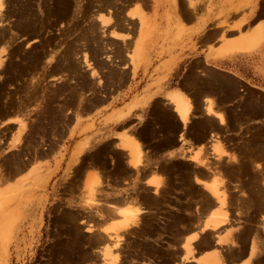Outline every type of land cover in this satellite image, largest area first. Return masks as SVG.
<instances>
[{
  "label": "rangeland",
  "instance_id": "rangeland-1",
  "mask_svg": "<svg viewBox=\"0 0 264 264\" xmlns=\"http://www.w3.org/2000/svg\"><path fill=\"white\" fill-rule=\"evenodd\" d=\"M101 1L3 0V17H1L2 15H0V19L3 18L4 20H2V24H0V48L2 50V54L0 53V55H3L2 58L4 63L3 66L0 67V74L2 73L0 76V164L2 165H0V173L2 172V174L0 175V177L3 174H7L10 172L15 175L17 174L16 176L18 177L9 180L8 182L0 181V190L11 187L10 189L12 190V192H16V189L20 186L15 185V180L24 178V187L32 190L37 189L36 196L41 197L44 200L43 207L38 212L40 218L39 220L37 219L36 222L30 219H14L15 223L12 226L13 230H16V232L11 240L12 245L10 244V254L5 264H105V262L102 261L101 257H99L100 254L98 253V249L92 248V245H90V243L88 242L90 233L88 232L87 226H84L81 222V218H83V216L92 214L91 212H88L81 208L82 206H87L86 195H89V191L87 190L88 186L85 187V184L82 185L83 183H81L80 179L83 178V181L84 179L88 180V174V184L93 187V190L91 192L93 193V195L94 193H96V197L98 194H100L101 198H103L100 199L101 202L110 200H105V196L110 197V195H113L115 193H129L130 190L134 188L133 186L135 185V181L141 180V186L140 188H138L140 194L137 195L141 198L140 203L143 204L146 202V205L143 204V206L146 207V212L141 218L143 223L140 220L139 226L135 227V230L134 228L130 229L127 233V243L125 244L126 249L123 250L124 252L122 251V257L120 256V264H181L180 255L183 249L179 244H181L182 241V239L180 238H183L182 233H184L185 227H196L192 225L197 224L195 223V221H198V217H196L198 215H195V213L197 212L196 214H198L199 212L198 208L200 205L198 202L201 203V197L204 198L202 199V208H205L208 204L207 202L210 200V197L206 194L207 192H205L204 189H202L201 194L200 191L195 187L202 186V182H198V180L194 179L193 177L194 175H197L196 170L200 169H197L194 166V158L196 159V156L197 158L207 156L210 159H216L218 155L222 156V151H224L225 149L228 153L230 151H234L235 154H233V152H230L229 155L233 154L235 159H237L238 161L237 163L231 164L226 160H222L223 162H219V166L216 167V169L219 171H217V175L218 173L220 175L221 172H224L223 175L219 176V178L221 177L220 179L225 186L226 192L228 190L227 193L229 210L232 216L237 219L233 221L235 222L234 224L242 226V233L238 236V238L234 235L236 237V240L234 239V242L237 243H234L233 246L240 245L239 238L242 239L245 243L250 236L252 232L251 230L254 226V222L259 215L258 211L263 208L262 205L264 206V90L243 84L233 76L224 73L221 74L220 72L213 69H207V71L204 72L206 73L207 78L205 81H202V89H210L208 91H212V97L215 98L214 101H216V104L218 102L223 106V108H217L221 110L220 113L225 115L224 118H226L225 120L227 123V127H217V120L210 121V119L208 118L205 119V110L202 108V111H199L196 107L195 112H193L196 117H194L191 122L192 131H195L196 133L210 134L209 131H212V128L215 127L216 131L213 133L216 134L217 139L215 138L216 140L214 141L209 138L210 141L207 142L210 143V145L204 143L203 146L196 148L190 145L186 146V148H184V153L180 155V157L182 158L180 160H162L149 162L154 165L156 164V167L153 168L155 170L154 174H156L157 176L156 179L158 178L160 179L161 183H165V186L161 188V194L163 196L161 194H154L152 191H150L151 189L147 190L145 187L143 188L142 185H147L145 184V182L149 183L153 178V180H155V176L153 177L152 173V176L150 175L148 178H153L149 181V179L144 178V171L139 170L140 172H137L131 167L127 168L128 165L125 166V152L117 148V146H113V143L116 144L115 142L118 141V138L117 141H115L116 138L111 137V135L114 133V136H117L115 134H118V132H116L115 129L119 130L121 129V127L124 128L126 126V124L124 126L117 125L116 127H114V129H112L114 126L113 123H118L124 120L127 114V112L124 111L118 112L119 110L116 109V106L121 103V99L116 95H118L121 87L124 86L125 80L127 78V71H125L123 68H120V65L128 63V59L131 58L132 40L138 26L137 18L140 26L147 23L143 20L142 15L144 10L148 9L150 0ZM108 2H110L109 4L111 5L107 4ZM188 2L194 9H197L200 2H202V4L204 3L203 0H188ZM103 3H105L106 5ZM181 5H183L181 0H178L175 3L176 12H179L181 10ZM262 5L264 6V1ZM95 6H97V8H92ZM117 7L119 8L116 9ZM101 8H103V10ZM96 10L104 12L106 14L107 10H109L108 13H110L112 17L114 15L113 18L115 19V22H118V20L121 19L118 22V30H122V32L125 31L124 33H127V35L125 34L124 36L127 38H125V40H122L120 37L118 39L108 37L106 35L107 31L103 32V35L101 34L102 36L100 37V34L98 33H102V29L97 27L100 22L97 20V16L92 14L93 12H95V14L96 12L98 13V11ZM138 12L142 13H139V15L137 16ZM88 13L91 14V18L95 16L96 19L93 18L94 20H92L89 17L90 14L88 15ZM86 14L88 17L86 16ZM85 16L90 19H87ZM90 20L94 22L93 23L91 21V23L95 25H93L94 27L91 23H88L90 22ZM125 21H128L127 23H129V26L131 27H129L128 24L126 25ZM102 26L104 27L103 29H105L107 27V24L104 25L102 23ZM120 26L122 27L119 29ZM89 27L92 28L88 29ZM56 30L57 32H55ZM251 31L253 32L250 34ZM35 32L38 34H36ZM90 32L93 36H91ZM93 32L95 33V35ZM247 33L242 34V31L240 30L239 40L234 44L230 42L226 44V46L222 50V54H226L231 50L250 52L258 49L264 42V24L258 23L250 29L248 34ZM15 37H18L20 40L18 38L16 39ZM52 37L55 39H53ZM33 38L35 41L33 40ZM61 38L63 39L61 40ZM103 38L105 40H103ZM129 39L130 41H128ZM28 40L34 42L28 45ZM77 41L79 44L77 43ZM226 41L227 40L224 39V42ZM105 44H108V47ZM91 45L92 47H90ZM24 46H26L27 48ZM101 49L104 51H102ZM81 50L83 53H86V56L89 55L87 56V58H90L92 60V66L94 65L99 75L90 74L89 71L91 72V70L88 69V67L83 66L84 61L82 60V56H84L85 53L83 54ZM58 51L60 52L58 53ZM114 51L117 55L114 54ZM77 52L80 53L78 54L79 56L76 54ZM109 52H111L112 54H110ZM106 54L112 55L111 59H113L110 61L109 57H105ZM63 55L65 57H63ZM75 55L78 56V60H76L77 58ZM56 58L58 61L56 60ZM70 58L72 61H70ZM73 58H76V61H74ZM125 58L127 59V61ZM107 60H109L110 63ZM129 61L131 63V59H129ZM82 66L84 70L81 69ZM105 67L106 69H104ZM62 69L66 73L61 75L60 73H63ZM74 70L76 73L74 72ZM54 71L56 74L59 71L58 75H56ZM120 72H122V75ZM191 72L193 73L194 70ZM48 73L49 75L53 74L55 76H48ZM86 73L91 75V77H88V74L86 75ZM59 74L61 78L58 77ZM74 74L77 75L74 76ZM100 74H102L105 78ZM117 74L118 76H116ZM22 75L24 76L25 80L23 79ZM63 75H67V78ZM96 75L101 77H97ZM49 77L51 79H49ZM69 78L73 81H68ZM111 78L113 81L111 80ZM98 79L100 80V83L98 82ZM90 81L92 84L90 83ZM43 82L45 83L43 84ZM70 86L72 88H68ZM43 87L45 89H42ZM248 92H250L252 95ZM6 93H8V96H6ZM74 93L77 95H75ZM239 94H241L242 96ZM43 95H45L46 97H43ZM59 95H61V97ZM238 95L240 96V98ZM41 96L43 97V100ZM188 98L189 97H187V100L190 99ZM176 99L180 100L181 98L178 97ZM30 101H34L35 103H31ZM81 101L83 102L81 103ZM56 102H58V105ZM173 102L175 103V101ZM41 103L42 107L40 106ZM161 104L162 103L159 101H156L154 103V110L156 111V113L153 114V118L155 123H157V129L159 128L158 125L161 124V127L159 129L161 132H164V129L173 131L175 129V123L180 120L176 112L173 111L174 109L171 110L172 105L163 106ZM61 105H65L64 108H62ZM79 107L82 109H79ZM25 108L27 109V111L25 110ZM25 111L27 114L24 113ZM28 111L30 112L28 113ZM73 111H76L75 113H77V115L73 114ZM109 111H112V113L115 114H109ZM56 112H58V114ZM23 114L26 115L23 116ZM24 117H26L24 119L25 124H28L30 127L27 128V125V127L21 130V132L19 133V130L21 128L19 120H23ZM29 117H31L32 119H28ZM64 117L67 118L66 120L68 121H65ZM14 118L17 120L15 121ZM18 133L20 135L19 138L17 137ZM50 134L52 136L54 135L56 138L50 136ZM38 135H40L41 137L39 136V138ZM58 137L61 139L59 140ZM42 139L43 141H41ZM187 139L182 140L186 142ZM38 140H40V142ZM216 141L218 142L216 143ZM81 144L85 146V151L82 153V155H80V162L83 163L81 165L87 166L88 171H86V176H84L86 178L81 177V174H79L78 177L75 168L73 169L76 162L73 161L71 157L74 151L76 152L77 147ZM216 144H218L220 147H215ZM16 145L19 146H17V149ZM93 147L94 149H91ZM218 150L221 151L219 152ZM49 151L52 152L49 153ZM225 151L223 154V159H229V157L225 158V155L227 156V152ZM29 154H31V156ZM111 157L113 158L111 159ZM110 160L111 162H113L111 163ZM17 165L20 167L22 166V169L24 170L20 169V171L17 172L16 170L17 168H19ZM24 165H26L27 168ZM254 169L255 171H253ZM184 173H186L187 175ZM189 173L191 174V176ZM161 178L163 179V181ZM143 182L144 184H142ZM237 187L239 188V190H237ZM240 191L243 193H241ZM239 192L242 195H240ZM204 195L207 196L205 197ZM143 199L145 200V202ZM236 203L238 204V206H236ZM241 206H243L244 208ZM240 207L242 208V210ZM86 218H91L90 220L92 221H94L95 219L94 216L90 217V215L85 217V219ZM143 219H145V221ZM240 219L245 220V222ZM238 220L239 223H236L238 222ZM140 231L143 233H141ZM178 235L179 237H177ZM206 235L207 236L202 239L203 241H205L207 238H212L211 233L210 235ZM14 238L16 239V241ZM147 239L150 241H148ZM258 239L259 238H257V241L260 242ZM177 240L180 241V243ZM262 243L263 244L261 247H263V249L261 250L260 257L255 260L254 264H264V238ZM123 258L126 262L123 260ZM194 260L196 261V259ZM183 263L185 264V262H182V264Z\"/></svg>",
  "mask_w": 264,
  "mask_h": 264
},
{
  "label": "bare ground",
  "instance_id": "bare-ground-1",
  "mask_svg": "<svg viewBox=\"0 0 264 264\" xmlns=\"http://www.w3.org/2000/svg\"><path fill=\"white\" fill-rule=\"evenodd\" d=\"M51 1V0H50ZM101 1V0H100ZM105 1V0H104ZM102 2V1H101ZM51 3V2H50ZM88 3V2H87ZM98 3H99V1H98ZM110 2H108L107 4H109ZM114 3V2H113ZM7 4V3H6ZM96 4V3H95ZM103 4H105V3H103ZM139 4V3H138ZM106 5V4H105ZM109 5H111V4H109ZM124 5V4H123ZM20 6V5H19ZM49 6V5H48ZM93 6V5H92ZM115 6V5H114ZM4 7H5V4H4ZM7 7V6H6ZM31 7V6H30ZM33 7V6H32ZM84 7V6H83ZM43 8V7H42ZM92 8H97V6H95V7H92ZM110 8V7H109ZM119 7H117L116 9H118ZM122 8V7H121ZM3 0H0V15H2V12H3ZM6 9V8H5ZM16 9V8H15ZM102 10H103V8H101ZM26 10V9H25ZM36 10V9H35ZM44 10V9H43ZM46 10V9H45ZM85 10V9H84ZM95 10V9H94ZM100 10V9H99ZM121 10V9H120ZM88 11H89V9H88ZM96 11H98V10H96ZM101 11V10H100ZM100 11H98V13L96 12V14H95V12H93L92 14H94L95 16H97V20L100 22V24L97 26L98 28H101L102 30H101V32L102 33H98V34H100V37L103 35V32H106L107 31V36L108 37H112V38H115V39H118L119 37L122 39V40H125V38H127V37H125L124 35L126 34L127 35V33H124L125 31H123L122 32V30L120 31V30H118V22H119V20H121V19H119L118 20V22H115V19L113 18L114 17V15H113V17H112V15L110 14V13H108V11L109 10H107V14L106 13H104V12H100ZM25 12V11H24ZM50 12V11H49ZM58 12V11H57ZM121 12V11H120ZM51 13V12H50ZM91 13V12H90ZM90 13H88V15L90 14ZM4 14V13H3ZM6 14H7V12H6ZM33 15V14H32ZM121 15V14H120ZM86 16H87V14H86ZM85 16V17H86ZM95 16L93 17L94 19H96L95 18ZM124 16V15H123ZM122 16V17H123ZM1 17H3V15L1 16ZM6 17V16H5ZM9 17V16H8ZM12 17H14V16H12ZM47 17V16H46ZM49 17V16H48ZM55 17V16H54ZM88 17V16H87ZM86 17V18H87ZM90 18H91V14H90V16H89ZM116 17H118V16H116ZM115 17V18H116ZM120 17V16H119ZM121 17V18H122ZM53 18V17H52ZM85 18V19H86ZM90 18H87V19H90ZM93 18H91L92 20H94ZM3 20V18H1L0 19V22ZM60 20H62V19H60ZM92 20H90V22H88V23H91V21ZM117 20V19H116ZM4 21V20H3ZM89 21V20H88ZM96 21V20H95ZM98 21H97V23H98ZM123 21H124V19H123ZM132 21V20H131ZM35 22H37V21H35ZM93 22V21H92ZM126 22V21H125ZM128 22V21H127ZM126 22V25L128 24V26H129V23H127ZM38 23H39V21H38ZM60 23H61V21H60ZM94 23V22H93ZM102 23L105 25V24H107V27L105 28V29H103L104 27L102 26ZM122 23H124V22H122ZM131 23V22H130ZM0 24H2V22L0 23ZM14 24V23H13ZM31 24V23H30ZM59 24V23H58ZM57 24V25H58ZM92 24V23H91ZM21 25V24H20ZM61 25V24H60ZM94 24H92V26H93ZM97 25V24H96ZM120 25V24H119ZM125 25V24H124ZM125 25V26H126ZM89 26H90V24H89ZM95 26V25H94ZM93 26V27H94ZM56 27V26H55ZM122 26H120L119 27V29L121 28ZM129 27H131V26H129ZM141 27V29H142V37H140V39H139V41H138V48H133V50L131 49V58H129V59H131V64H133V67H135V65L134 64H136V62L139 60V59H142V56H144V54H145V52L147 51V48L150 46L149 44H148V40H149V38H151V36L148 38V32L147 31H149V22H147V23H145V24H143V25H141L140 26ZM0 28H1V25H0ZM5 28H7V27H5ZM10 28H12V27H10ZM53 28V27H52ZM90 28H92V27H89L88 29H90ZM124 28H126V27H124ZM30 29V28H29ZM56 29V28H55ZM49 30V29H48ZM85 30V29H84ZM124 30V29H123ZM125 30H127V29H125ZM129 30V29H128ZM151 30V29H150ZM3 31V30H2ZM6 31H7V29H6ZM9 31V30H8ZM15 31V30H14ZM46 31V30H45ZM44 31V32H45ZM60 31V30H59ZM91 31V30H90ZM96 31V30H95ZM98 31V30H97ZM55 32H57V30L55 31ZM127 32V31H126ZM15 33V32H14ZM36 33V32H35ZM46 33V32H45ZM49 33V32H48ZM94 33V32H93ZM36 34H38V33H36ZM44 34V33H43ZM61 34V33H60ZM85 34V33H84ZM90 34H91V36H93L92 35V33L90 32ZM102 34V35H101ZM18 35H21V34H18ZM27 35V34H26ZM35 35V34H34ZM55 35V34H54ZM94 35H95V33H94ZM2 36H3V34H2ZM29 36V35H28ZM36 36V35H35ZM88 36H89V34H88ZM98 36V35H97ZM7 37V36H6ZM21 37H23V36H21ZM27 37V36H26ZM30 37V36H29ZM39 37H40V35H39ZM55 37H57V36H55ZM117 37V38H116ZM3 38V37H2ZM16 38V37H15ZM14 38V39H15ZM18 38V37H17ZM16 38V39H17ZM23 38H25V37H23ZM53 38V37H52ZM58 38H59V36H58ZM80 38V37H79ZM19 39V38H18ZM53 39H55V38H53ZM53 39H52V41H53ZM63 38H61V40H62ZM70 39V38H69ZM20 40V39H19ZM32 40V39H31ZM29 41L28 40V43L27 42H25V43H27L28 45H30L31 43H33L35 40H34V38H33V40L34 41ZM37 40V39H36ZM60 40V41H61ZM93 40H95V39H93ZM103 40H105L104 38H103ZM120 40V39H119ZM147 40V41H146ZM25 41H27V40H25ZM38 41V40H37ZM68 41V40H67ZM128 41H130V39L128 40ZM45 42V41H44ZM57 42V41H56ZM75 42V41H74ZM93 42V41H92ZM115 42V41H114ZM113 42V43H114ZM125 42V41H124ZM147 42V43H146ZM24 43V44H25ZM68 43H70V42H68ZM67 43V44H68ZM77 43H78V41H77ZM76 43V44H77ZM81 43V42H80ZM4 44V43H3ZM27 44H26V46H27ZM54 44V43H53ZM73 44V43H72ZM79 44V43H78ZM104 44V43H103ZM130 44V43H129ZM147 44V45H146ZM20 45V44H19ZM98 45V44H97ZM101 45V44H100ZM107 47H108V44H105ZM104 45V46H105ZM115 45V44H114ZM120 45V44H119ZM3 46V45H2ZM6 46V45H5ZM12 46V45H11ZM26 46H24V47H26ZM78 46V45H77ZM83 46V45H82ZM81 46V47H82ZM95 46V45H94ZM102 46V45H101ZM100 46V47H101ZM4 47V46H3ZM10 47V46H9ZM84 47V46H83ZM90 47H92V45L90 46ZM27 48V47H26ZM29 48V47H28ZM41 48V47H40ZM46 48V47H45ZM64 48V47H63ZM67 48V47H66ZM75 48H76V46H75ZM105 48V47H104ZM111 48V47H110ZM124 48H126V47H124ZM123 48V49H124ZM35 49H37V48H35ZM78 49V48H77ZM22 50H23V48H22ZM22 50H20V51H22ZM44 50V49H43ZM86 50V49H85ZM89 50H91V49H89ZM102 50V49H101ZM107 50V49H106ZM130 50V49H129ZM64 51V50H63ZM62 51V52H63ZM72 51H73V49H72ZM84 51V50H83ZM93 51V50H92ZM102 51H104V50H102ZM108 51V50H107ZM119 51H121V50H119ZM2 52V50H1V48H0V53ZM60 51H58V53H59ZM62 52H61V54H62ZM66 52H67V50H66ZM79 52V51H78ZM76 53L77 55L78 54H80V53ZM81 52H82V50H81ZM87 52V51H86ZM89 52V51H88ZM117 52V51H116ZM7 53V52H6ZM43 53V52H42ZM69 53V52H68ZM75 53V52H74ZM83 53V52H82ZM85 53V52H84ZM83 53V54H84ZM108 53V52H107ZM110 54H112L111 52H109ZM121 53H123V52H121ZM121 53H118V54H121ZM2 54V53H1ZM21 54H23V53H21ZM29 54V53H28ZM93 54V53H92ZM102 54V53H101ZM105 54V53H104ZM110 54H106L105 55V57L107 56V57H109V60L111 61L112 59H111V56L112 55H110ZM114 54H116L115 53V51H114ZM30 55V54H29ZM42 55V54H41ZM117 55V54H116ZM115 55V56H116ZM3 56V55H2ZM2 56L0 55V67L1 66H3V58H2ZM61 56V55H60ZM73 56H74V54H73ZM76 56V55H75ZM79 56V55H78ZM78 56H76V58H73L74 59V61H76V60H78ZM87 56H89V55H87ZM87 56H86V53L84 54V56H82L83 57V61H84V63H83V66H86V67H88V69H90L91 70V72L89 71V73L90 74H93V75H95V74H97V75H99L98 74V72H97V70H96V68L94 67V65L92 66V60L89 58H87ZM94 56H97V55H94ZM100 56V55H99ZM115 56H113V57H115ZM63 57H65L64 55H63ZM80 57H81V55H80ZM92 57V56H91ZM18 58V57H17ZM39 58V57H38ZM58 58V57H57ZM57 58H56V60H57ZM62 58V57H61ZM118 58V57H117ZM29 59H30V57H29ZM68 59V58H67ZM76 59V60H75ZM107 59V58H106ZM126 59V58H125ZM13 60H15V59H13ZM63 60V59H62ZM109 60H107L109 63H110V61ZM116 60V59H115ZM123 60V59H122ZM137 60V61H136ZM23 61V60H22ZM58 61V60H57ZM65 61V60H64ZM68 61V60H67ZM70 61H72L71 60V58H70ZM121 61V60H120ZM126 61H127V59H126ZM12 62V61H11ZM115 62V61H114ZM119 62V61H118ZM22 63V62H21ZM36 63V62H35ZM75 63H77V62H75ZM86 63V64H85ZM108 63V64H109ZM124 63V62H123ZM23 64V63H22ZM62 64V63H61ZM74 64V63H73ZM115 64V63H114ZM129 64V63H128ZM36 65V64H35ZM51 65V64H50ZM67 65H68V63H67ZM66 65V66H67ZM70 65V64H69ZM80 65V64H79ZM96 65V64H95ZM107 65V64H106ZM111 65V64H110ZM117 65V64H116ZM62 66V65H61ZM60 66V67H61ZM76 66V65H75ZM78 66V65H77ZM83 66L81 67V69H83ZM112 66V65H111ZM33 67V66H32ZM55 67V66H54ZM57 67V66H56ZM72 67H73V65H72ZM80 67V66H79ZM28 68V67H27ZM70 68V67H69ZM103 68V67H102ZM117 68V67H116ZM115 68V69H116ZM120 68H122V66H120ZM123 68H124V66H123ZM127 68H128V66H127ZM126 68V70H128ZM196 68V67H195ZM64 69V68H63ZM63 69H62V72L63 73H60L61 75L62 74H64V73H66V72H64L63 71ZM73 69V68H72ZM80 69V70H81ZM104 69H106V67L104 68ZM103 69V70H104ZM197 69H199V71H200V68H197ZM205 69H206V67H205ZM255 69V68H254ZM27 70V69H26ZM51 70V69H50ZM65 70V69H64ZM84 70V69H83ZM82 70V71H83ZM86 70V69H85ZM107 70H108V68H107ZM121 70V69H120ZM125 70V71H126ZM193 70H194V68H193ZM192 70V71H193ZM196 70V69H195ZM194 70V71H195ZM46 72V71H45ZM74 72H75V70H74ZM129 72V71H128ZM128 72H126V73H128ZM198 72V71H197ZM54 73H55V71H54ZM58 73H59V71H58ZM58 73L56 74V75H58ZM76 73V72H75ZM102 73V72H101ZM117 73V72H116ZM121 73V75H122V72H120ZM124 73V72H123ZM200 73V72H199ZM2 74V73H1ZM1 74H0V76H1ZM50 74H52V73H50ZM60 74H59V78H61L60 77ZM79 74V73H78ZM88 73H86V75H87ZM111 74V73H110ZM125 74V73H124ZM202 74V73H201ZM5 75V74H4ZM47 75V74H46ZM53 75V74H52ZM52 75H49V73H48V76H52ZM70 75V74H69ZM73 75V74H72ZM77 74H74V76H76ZM96 75V76H97ZM100 75H102V74H100ZM105 75V74H104ZM120 75V74H119ZM127 75V74H126ZM129 75V74H128ZM20 76V75H19ZM23 76V75H22ZM55 75H53V77H54ZM63 76H66V78H67V75H63ZM62 76V77H63ZM88 77L90 76L91 77V75H87ZM103 76V75H102ZM107 76V75H106ZM116 76H118V74L116 75ZM29 77V76H28ZM57 77V78H58ZM71 77V76H70ZM82 77V76H81ZM97 77H101V76H97ZM96 77V78H97ZM104 77V76H103ZM56 78V77H55ZM58 78V79H59ZM105 78V77H104ZM112 78H114V77H112ZM112 78H111V80H112ZM123 78V77H122ZM23 79H24V76H23ZM46 79H48V78H46ZM49 79H51L50 77H49ZM53 79V78H52ZM92 79H94V78H92ZM91 79V80H92ZM108 79H110V78H108ZM116 79V78H115ZM120 79V78H119ZM124 79V78H123ZM25 80V79H24ZM57 80V79H56ZM55 80V81H56ZM60 80V79H59ZM59 80H58V82H59ZM62 80H63V78H62ZM66 80V79H65ZM99 80V79H98ZM97 80V81H98ZM104 80V79H103ZM38 81V80H37ZM45 81V80H44ZM52 81V80H51ZM51 81H50V83H51ZM68 81H73V80H70V78L68 79ZM102 81V80H101ZM109 81V80H108ZM113 81V80H112ZM117 81V80H116ZM124 81V80H123ZM127 81V80H126ZM25 82V81H24ZM47 82V81H46ZM66 82V81H65ZM69 82V83H70ZM89 82V81H88ZM93 82V81H92ZM99 83H100V80L98 81ZM106 82V81H105ZM110 82V81H109ZM109 82H108V84H109ZM118 82V81H117ZM185 82V81H184ZM45 82H43V84H44ZM49 83V82H48ZM48 83H47V85H48ZM68 83V82H67ZM75 83V82H74ZM84 83V82H83ZM90 83H91V81H90ZM103 83V82H102ZM9 84V83H8ZM88 84V83H87ZM92 84V83H91ZM95 84V83H94ZM107 84V83H106ZM113 84H115V83H113ZM119 84V83H118ZM189 84V83H188ZM41 85V84H40ZM46 85V86H47ZM51 85H54V84H51ZM50 85V86H51ZM66 85V84H65ZM96 85V84H95ZM99 85V84H98ZM117 85V84H116ZM198 85V84H197ZM208 85V84H207ZM39 86V85H38ZM44 86V85H43ZM45 86V87H46ZM78 86V85H77ZM106 86V85H105ZM202 86V85H201ZM33 87V86H32ZM40 87V86H39ZM54 87V86H53ZM53 87H52V89H53ZM59 87H60V85H59ZM95 87H97V86H95ZM121 87V86H120ZM210 87V86H209ZM31 88V87H30ZM68 88H72L71 86L70 87H68ZM93 88H94V86H93ZM101 88V87H100ZM35 89V88H34ZM34 89H32V90H34ZM42 89H45L44 87L42 88ZM47 89V88H46ZM88 89H89V87H88ZM98 89V88H97ZM96 89V90H97ZM201 89V88H200ZM207 89V88H206ZM38 90V89H37ZM41 90V89H40ZM69 90V89H68ZM82 90V89H81ZM91 90V89H90ZM193 91H194V89H192ZM208 90H210V89H208ZM212 90V89H211ZM218 90V89H217ZM43 91V90H42ZM45 91V90H44ZM48 91H49V89H48ZM53 91V90H52ZM61 91V90H60ZM65 91V90H64ZM85 91V90H84ZM98 91V90H97ZM67 92V91H66ZM74 92V91H73ZM90 92V91H89ZM88 92V93H89ZM93 92V91H92ZM102 92V91H101ZM100 92V93H101ZM217 92V91H216ZM221 92V91H220ZM17 93V92H16ZM37 93V92H36ZM50 93V92H49ZM98 93V92H97ZM99 93V94H100ZM182 93V92H181ZM202 93V92H201ZM205 93V91L201 94V96H204L203 94ZM218 93V92H217ZM248 93H250V92H248ZM35 94V93H34ZM44 94V93H43ZM75 94V93H74ZM93 94V93H92ZM183 94V93H182ZM206 94H208V95H206ZM251 94V93H250ZM16 95V94H15ZM75 95H77V94H75ZM184 95V94H183ZM183 95H181L182 96V98L184 99V100H182L181 101V99L180 100H177L176 98H177V96H178V94L177 95H172V94H170L169 96H168V100L169 101H167V102H170L171 104H172V106H173V108H171V110L172 109H174L173 111L174 112H176V114H177V116H178V118H179V120H180V122L182 123V126L181 127H186L187 125H188V123H191L192 122V120H193V118L194 117H196V115L195 114H193V112H195V105L192 103V101L189 99V100H187V95L185 96H183ZM200 95V94H199ZM239 95H241V94H239ZM238 95V96H239ZM252 95V94H251ZM6 96H8V93H6ZM38 96V95H37ZM40 96V95H39ZM45 95H43V97H44ZM60 97H61V95H59ZM58 96V97H59ZM104 96V95H103ZM211 96V97H210ZM242 96V95H241ZM42 97V96H41ZM43 97H42V100H43ZM46 97V96H45ZM48 97V96H47ZM57 97V98H58ZM59 97V98H60ZM67 97V96H66ZM99 97V96H98ZM195 97V96H194ZM247 97V96H246ZM245 97V98H246ZM254 97V96H253ZM17 98V97H16ZM65 98V97H64ZM92 98V97H91ZM107 98V97H106ZM214 97H212V93L211 94H209L208 92H206L205 93V96H204V98H203V104L201 105L202 106V108L205 110V113H206V117H205V119L206 118H208V119H210V121H213V120H217V127H222V126H226L227 127V123H226V118H224L225 117V115L224 114H222V113H220V109L219 108H217L218 106V104L219 103H217L216 104V101H214L215 100V98L213 99ZM238 98V97H237ZM239 98H240V96H239ZM3 99V98H2ZM36 99V98H35ZM41 99V98H40ZM39 99V100H40ZM90 99V98H89ZM196 99V98H195ZM5 100V99H4ZM38 100V101H39ZM41 100V101H42ZM96 100V99H95ZM6 101V100H5ZM8 101V100H7ZM89 101V100H88ZM88 101H86V102H88ZM165 101V102H166ZM173 101H175V103L173 102ZM236 101V100H235ZM240 101V100H239ZM248 101V100H247ZM255 101V100H254ZM31 102V101H30ZM32 102H34V101H32ZM31 102V103H32ZM44 102V101H43ZM83 101H81V103H82ZM201 102V103H202ZM27 103V102H26ZM35 103V102H34ZM55 103V102H54ZM53 103V104H54ZM57 103V105H58V102H56ZM75 103V102H74ZM162 103V102H161ZM224 103V102H223ZM29 104V103H28ZM37 104V103H36ZM63 104V103H62ZM94 104V103H93ZM150 104V103H149ZM163 104H165V103H163ZM169 104V103H168ZM4 105V104H3ZM35 105V104H34ZM38 105H39V102H38ZM42 105V103L40 104V106ZM66 105V104H65ZM65 105H61L62 106V108H64V106ZM162 105V104H161ZM221 105V104H220ZM249 105V104H248ZM15 106V105H14ZM30 106V105H29ZM37 106V105H36ZM189 106V107H188ZM225 106V105H224ZM18 107V106H17ZM22 107V106H21ZM42 107V106H41ZM83 107V106H82ZM93 107V106H92ZM238 107V106H237ZM14 108V107H13ZM28 108V107H27ZM56 108H59V107H56ZM94 108V107H93ZM166 108H168V107H166ZM257 108V107H256ZM29 109V108H28ZM36 109H38V108H36ZM51 109V108H50ZM55 109V108H54ZM53 109V110H54ZM61 109V108H60ZM79 109H82V108H80L79 107ZM198 109V108H197ZM11 110V109H10ZM25 110L27 111V109L25 108ZM49 110V109H48ZM57 110V109H56ZM55 110V111H56ZM67 110V109H66ZM75 110V109H74ZM26 111L24 112V113H26ZM47 111V110H46ZM51 111V110H50ZM200 111H202V110H200ZM30 111H28V113H29ZM45 112V111H44ZM62 112V111H61ZM63 112H65V111H63ZM68 112V111H67ZM66 112V113H67ZM76 112V111H75ZM74 111H73V114H75V115H77V113H75ZM234 112V111H233ZM238 112V111H237ZM36 113V112H35ZM40 113V112H39ZM54 113V112H53ZM57 114H58V112H56ZM65 113V114H66ZM72 113V112H71ZM199 113V112H198ZM204 113V114H205ZM27 114V113H26ZM26 114H23V116H25ZM44 114H46V113H44ZM55 114V113H54ZM64 114V113H63ZM85 114V113H84ZM175 114V115H176ZM9 115V114H8ZM36 115V114H35ZM62 115V114H61ZM11 116V115H10ZM46 116V115H45ZM176 116V117H177ZM2 117V116H1ZM6 117V116H5ZM37 117V116H36ZM55 117V116H54ZM150 117V116H149ZM26 117H24L23 118V120L22 119H20L19 120V124H20V130H19V133L21 132V130H23V129H25V127H27V125L25 124V121H24V119H25ZM65 118V117H64ZM69 118V117H68ZM11 119V118H10ZM28 119H32L31 117H29ZM38 119V118H37ZM67 118H65V121H68V120H66ZM70 119V118H69ZM145 119V118H144ZM9 120V119H8ZM14 120L16 121L17 119H15L14 118ZM49 120V119H48ZM71 120V119H70ZM238 120V119H237ZM27 121V120H26ZM31 121H33V120H31ZM30 121V122H31ZM45 121V120H44ZM65 121H64V123H65ZM72 121V120H71ZM7 122V121H6ZM51 122V121H50ZM8 123V122H7ZM28 123V122H27ZM33 123V122H32ZM143 123V122H142ZM6 124V123H5ZM129 124V123H128ZM51 125H53V124H51ZM202 125V124H201ZM67 126V125H66ZM139 126V125H138ZM6 127V126H5ZM30 126L28 125V127L27 128H29ZM210 127V126H209ZM15 128V127H14ZM13 128V129H14ZM122 128V127H121ZM151 128V127H150ZM212 128V127H211ZM225 128V127H224ZM9 129V128H8ZM184 129V128H183ZM213 130L212 131H209V133L211 134H208L209 135V137H208V139L210 138V139H212V140H216L217 139V137H216V134L215 133H213V132H215L216 131V128L215 127H213L212 128ZM133 130V129H132ZM182 130V129H181ZM181 130H180V132H181ZM185 130V129H184ZM52 131V130H51ZM54 131V130H53ZM61 131V130H60ZM50 132V131H49ZM129 132V131H128ZM19 133H18V135H17V137L19 138ZM24 133H25V131H24ZM24 133H23V135H24ZM130 133H133V132H129V133H127V131L126 130H124V131H122V132H118V134H115V135H117L116 137L118 138V141H117V138H116V140L115 141H117V142H115L116 144H114L113 143V146L115 145V146H117V148H119L120 150H122V151H124L125 152V156H126V164H125V166H127L128 165V167L127 168H129V167H131V168H133L134 170H136L137 172H140L139 170H142L143 171V169H146V168H149L150 166L151 167H153V165L154 164H152V163H149L148 161H147V159H146V157H145V153L143 152V150H142V148H141V146H140V143H139V140H137L136 138H138V137H134L135 135H133V134H130ZM152 133V132H151ZM178 133H179V131H178ZM177 133V134H178ZM218 134V133H217ZM36 135V134H35ZM65 135V134H64ZM112 135H114V133L112 134ZM180 135V137L184 140V139H186L185 138V136H184V134H183V132L181 133V134H179ZM178 135V136H179ZM40 135H38V137H39ZM50 136H52L51 134H50ZM17 137H16V139H17ZM41 137V136H40ZM39 137V138H40ZM44 137V136H43ZM52 137H54V138H56L54 135L52 136ZM22 138V137H21ZM31 138H33V137H31ZM206 139H207V137H205ZM214 138V139H213ZM216 138V139H215ZM33 139H35V138H33ZM32 139V140H33ZM58 139L60 140L61 138H59L58 137ZM30 140V139H29ZM49 140V139H48ZM51 140V139H50ZM154 140V139H153ZM189 139H187V141H188ZM28 141V140H27ZM39 142H40V140H38ZM41 141H43V139L41 140ZM54 141V140H53ZM105 141V140H104ZM205 141H207V140H205ZM210 141V140H209ZM19 142V141H18ZM21 142V141H20ZM114 142V141H113ZM204 142V141H203ZM218 141H216V143H217ZM26 143V142H25ZM47 143V142H46ZM205 143V142H204ZM215 143V142H214ZM27 144V143H26ZM29 144V143H28ZM112 144V143H111ZM148 144V143H147ZM200 144V143H199ZM37 145V144H36ZM40 145V144H39ZM38 145V146H39ZM55 145V144H54ZM57 145V144H56ZM214 145V144H213ZM248 145V144H247ZM17 146L18 145H16V149H17ZM25 146V145H24ZM83 144H81L80 146H78L77 147V149H76V152L74 151V149H73V151H74V153H73V155L71 156L72 157V160L73 161H75L76 163H75V165H74V167H73V169L75 168V171L77 172V174H78V177H79V174H81V177H84V176H86V171H88V169H87V166H84V165H81V164H83V163H81L80 161H81V156L80 155H82V153L85 151V146H83ZM112 146V147H113ZM216 146H219L218 144H216L215 145V147ZM221 146H223V145H221ZM251 146V145H250ZM264 146V145H263ZM19 147V146H18ZM37 147V146H36ZM44 147V146H43ZM42 147V148H43ZM110 147V146H109ZM144 147V146H143ZM162 147V146H161ZM164 147V146H163ZM214 147V146H213ZM220 147V146H219ZM218 147V148H219ZM212 148V147H211ZM258 148V147H257ZM36 149V148H35ZM91 149H94V147L93 148H91ZM144 149V148H143ZM146 149V148H145ZM222 149V148H221ZM225 149V148H224ZM53 150V149H52ZM114 150V149H113ZM223 150V149H222ZM226 150V149H225ZM224 150V151H225ZM228 150H230V149H228ZM249 150V149H248ZM253 150V149H252ZM27 151H28V149H27ZM106 151V150H105ZM146 151V150H145ZM148 151V150H147ZM219 152L221 151V150H218ZM218 151H217V153H218ZM224 151H222L223 152V154H224ZM24 152V151H23ZM50 152H52V151H49V153ZM153 152V151H152ZM203 152V151H202ZM225 152H227V150L225 151ZM231 152V151H230ZM229 152V153H230ZM233 152V154H235V152L234 151H232ZM231 152V153H232ZM250 152V151H249ZM37 153V152H36ZM44 153V152H43ZM156 153V152H155ZM184 153V149L183 148H181L180 149V155H182ZM205 153H207V152H205ZM229 153L227 152V156L225 155V158H227V157H229V159H223L224 157H223V154H222V156L220 155H218L217 157H216V159H210V158H208L207 156H204V157H202L201 155V157L202 158H197V156H196V159L194 158V161H195V164H194V166L198 169V168H202V171H205V174H206V177H199L200 175H194L193 177H194V179H197L198 180V182L199 181H201L202 182V189H204L205 190V192H207L206 194L210 197L208 200V204H207V206L205 207V208H202V214L200 215V218H202V223H200L201 221H195V223H197L195 226H197V227H195V230L194 229H191V230H193L191 233H188V232H186V231H184V233H182L183 234V238H180V239H182V241H181V244H179V245H181V247H182V249H183V251H182V253H181V264H182V262H185V264H191V259H193V258H195V252L196 251H198V250H196V244H197V242H199V239H200V237H201V235H200V233H202V239L205 237V236H207L206 234H208V235H210V233H211V236H212V238L211 239H206L205 241H203L202 240V246L204 247V250H202V264H225L224 263V260H223V258H224V256H223V247L226 245V246H229V245H234V243L236 244L237 242H234L236 239V235L234 236V233L235 232H237V233H235V234H241L242 233V226H240V225H238V226H236L234 223L235 222H233L234 220H237V219H235L233 216H232V214H231V212H230V210H229V203H228V190H227V192H226V190H225V186H224V184H223V182H222V180L219 178V176L220 175H223V173L221 174L220 173V175H219V173H218V175H217V169H216V167H218L219 165H218V163L219 162H221L222 160H226V161H228V163H237V159H235V157H234V155L233 154H230L229 155ZM38 154H40V153H38ZM122 154V153H121ZM30 156H31V154H29ZM123 155V154H122ZM217 155V154H216ZM229 155V156H228ZM16 156H17V154H16ZM48 156V155H47ZM152 156V155H151ZM257 156V155H256ZM35 157H36V155H35ZM110 157V156H109ZM255 157V156H254ZM25 158V157H24ZM30 158V157H29ZM29 158H28V160H29ZM113 157H111V159H112ZM214 158V157H213ZM31 159V158H30ZM37 159V158H36ZM36 159H35V161H36ZM41 159H42V157H41ZM256 159V158H255ZM92 160V159H91ZM97 160V159H96ZM246 160V159H245ZM257 160H258V157H257ZM72 161V162H73ZM189 161V160H188ZM191 161V160H190ZM193 161V160H192ZM29 162H31V161H29ZM83 162V161H82ZM86 162V161H85ZM110 162H111V160H110ZM113 162V161H112ZM111 162V163H112ZM223 162V161H222ZM221 162V163H222ZM257 162V161H256ZM74 163V162H73ZM190 163V162H189ZM225 164H226V162H225ZM1 165V164H0ZM29 165H31V164H29ZM28 165V166H29ZM156 165V164H155ZM154 165V167L153 168H155L156 166ZM252 165V164H251ZM2 166V165H1ZM14 166V165H13ZM18 166V165H17ZM24 166H26V165H24ZM221 166V165H220ZM19 168H17V172H19L20 171V169H22V166L20 167V166H18ZM111 167V166H110ZM226 167V166H225ZM24 168V167H23ZM26 168H27V166H26ZM125 168V167H124ZM190 168V167H189ZM3 169V168H2ZM99 169V168H98ZM109 169V168H108ZM158 169V168H157ZM191 169V168H190ZM253 169V168H252ZM251 169V170H252ZM13 170H15V169H13ZM22 170H24V169H22ZM125 170V169H124ZM194 170V169H193ZM73 171V170H72ZM142 171H141V173H142ZM197 171V170H196ZM253 171H255V169L253 170ZM16 172V173H17ZM39 172V171H38ZM75 172V173H76ZM148 172V171H147ZM154 172H155V170L154 171H152L150 174H148L149 176L152 174L153 175V177L155 176V180H153L154 178L153 177H151V178H148V177H146V175L145 174H143V175H145L144 176V178H146V179H149V181L151 180V182H152V185H151V182H149V183H146L145 182V184H147V185H142V187L144 188V187H147L146 189L147 190H150V191H152L154 194H156V195H159V194H161V188L163 187V186H165L164 184V182L163 183H161V181H160V179H156V174H154ZM159 172V171H158ZM198 172V171H197ZM219 172V171H218ZM232 172H235V171H232ZM237 172V171H236ZM240 172V171H239ZM74 173V172H73ZM160 173H161V171H160ZM254 173V172H253ZM252 173V174H253ZM2 174V172L0 173V175ZM13 173H7V174H3L1 177H0V181H4V182H8L9 180H12V179H15L16 177H18V176H16L15 174H13ZM131 174H133V173H131ZM184 174H186V173H184ZM190 174V173H189ZM199 174V173H198ZM89 175V174H88ZM88 175H87V179L89 180V177H88ZM97 175V174H96ZM151 175V176H152ZM187 175V174H186ZM190 176H191V174H190ZM263 176V175H262ZM192 177V178H193ZM84 178H86V177H84ZM141 178V177H140ZM139 178V179H140ZM143 178V179H144ZM160 178V177H159ZM191 178V177H190ZM264 178V177H263ZM2 179V180H1ZM77 179V178H76ZM83 178H81L80 180H81V183H83L82 185H84L85 184V187L86 186H88V188H87V190L89 191V195H86V197H87V200H86V205L87 206H82L81 208L83 209V210H86V211H88V212H91L92 214H89L90 215V217L91 216H94V221H92V220H90L91 218H86L85 219V217H87V216H89V215H86V216H83V218H81L80 220H81V222H82V224L84 225V226H87V229H88V232L90 233V237L88 238V242L90 243V245H92V248H97L98 249V253L100 254V256L99 257H101V259H102V261L103 262H105V264H120L121 263V258H120V256H121V254L124 252L123 250L124 249H126L125 248V244L127 243L126 242V235H127V233L129 232V230L130 229H132V228H134V230H135V227H138L139 226V224H140V220H141V218H142V216H143V214L146 212V210H145V206H143V204H145L146 205V202H145V200H144V202L145 203H140V200H141V198L137 195V194H140L139 193V190H138V188H140V184H141V180L140 181H138V180H136L135 181V185L133 186L134 188L132 189V190H130V192L129 193H124V194H117V193H115V194H113V195H110V197L109 196H105V200H108V199H110L109 201H102L101 202V200L100 199H103V198H101V195L100 194H98L97 195V197H96V193H94V195H93V193L91 192L92 190H93V187L92 186H90V184H88V180H85L84 179V181L82 180ZM107 179V178H106ZM116 179V178H115ZM162 179V178H161ZM129 180V179H128ZM24 178H20V179H16L15 180V185H19L20 187L19 188H17L16 190V192H12V190L10 189V188H5L4 190H0V264H5L6 262H7V260H8V258H9V254H10V244H11V240H12V238H13V236L15 235V232H16V230H13V226L12 225H14V223H15V220L14 219H16V218H18V220H20V219H30V220H33L34 222H36L37 221V219L39 220V215H38V212L42 209V207H43V202H44V200L41 198V197H37L36 196V190L37 189H29V188H26V187H24L25 185H24ZM83 181V182H82ZM87 181V182H86ZM154 181V182H153ZM162 181H163V179H162ZM196 181V180H195ZM148 182V181H147ZM190 182V181H189ZM154 183V184H153ZM258 183V182H257ZM12 184H14V183H12ZM142 184H144V182L142 183ZM197 184V183H196ZM6 185V184H5ZM11 185V184H10ZM115 185H118V184H115ZM151 185V186H150ZM112 186V185H111ZM238 187H240V186H238ZM237 187V188H238ZM111 188V187H110ZM242 188V187H241ZM242 189H244V188H242ZM96 190H97V187H96ZM141 190H142V188H141ZM145 190V189H144ZM166 190H167V188H166ZM203 190V191H204ZM236 190V189H235ZM237 190H239V188L237 189ZM245 190V189H244ZM244 190H242V191H244ZM254 190V189H253ZM252 190V191H253ZM87 191V192H88ZM132 191V192H131ZM40 192V191H39ZM144 192V191H143ZM168 192V191H167ZM202 192V191H201ZM241 192V191H240ZM239 192V193H240ZM69 193V192H68ZM119 193V192H118ZM123 193V192H122ZM131 193V194H130ZM241 193H243V192H241ZM240 193V195H242ZM39 194V193H38ZM134 194V195H133ZM82 195H84V194H82ZM162 195V194H161ZM191 195V194H190ZM206 195V196H207ZM237 195V194H236ZM100 196V197H99ZM163 196V195H162ZM194 196V195H193ZM200 196V195H199ZM205 196V195H204ZM205 196V197H206ZM243 196H245V195H243ZM258 196V195H257ZM263 196V195H262ZM103 197V196H102ZM166 197V196H165ZM239 197V196H238ZM259 197V196H258ZM260 198V197H259ZM167 199H168V197H167ZM202 199H204V198H202L201 197V200ZM237 199V198H236ZM89 200V201H88ZM155 200V199H154ZM200 200V199H199ZM238 200V199H237ZM236 200V201H237ZM264 200V199H263ZM156 201V200H155ZM234 201V200H233ZM85 203V202H84ZM199 203V205H200V202H198ZM237 204V203H236ZM151 205H152V203H151ZM260 205V204H259ZM148 206H149V204H148ZM177 206V205H176ZM232 206H233V204H232ZM236 206H238V204L236 205ZM235 206V207H236ZM247 206H248V204H247ZM55 207V206H54ZM241 207H243V206H241ZM240 207V208H241ZM246 207V206H245ZM262 209L261 210H259L258 211V213H259V215L257 216V218H256V221L254 222V226H253V229L251 230L252 232V235H251V244H250V246H249V254H248V256H247V258H246V260L242 263H240V264H253V261L254 260H257L258 259V257H260V254H261V250L263 249V247H261L262 246V241H263V238H264V206L262 205ZM50 208H52V207H50ZM156 208V207H155ZM158 208V207H157ZM177 208V207H176ZM198 208V207H197ZM196 208V209H197ZM244 208V207H243ZM80 209V208H79ZM199 209V208H198ZM201 209V208H200ZM236 209V208H235ZM239 209V208H238ZM250 209V208H249ZM257 209V208H256ZM49 210V209H48ZM60 210V209H59ZM240 210V209H239ZM241 210H242V208H241ZM195 211V210H194ZM198 211V210H197ZM247 211V210H246ZM78 212V211H77ZM153 212V211H152ZM176 212H178V211H176ZM241 212V211H240ZM243 212V211H242ZM248 212V211H247ZM151 213V212H150ZM155 213V212H154ZM197 213V212H196ZM195 213V215H199L200 213H198V214H196ZM244 213V212H243ZM253 213H254V211H253ZM56 214V213H55ZM58 214V213H57ZM62 214V213H61ZM68 214V213H67ZM76 214V213H75ZM157 214V213H156ZM172 214V213H171ZM190 214V213H189ZM235 214V213H234ZM248 214V213H247ZM43 215V214H42ZM183 215V214H182ZM241 215H242V213H241ZM76 216V215H75ZM158 216V215H157ZM178 216V215H177ZM202 216V217H201ZM196 217H198L199 218V216H196ZM237 217V216H236ZM249 217V216H248ZM65 218V217H64ZM152 218V217H151ZM150 218V219H151ZM73 219V218H72ZM76 219V218H75ZM157 219V218H156ZM197 219V218H196ZM245 219V218H244ZM14 220V221H13ZM77 220H79V219H77ZM144 221H145V219H143ZM199 220V219H198ZM240 220H242V219H240ZM71 221V220H70ZM243 222H245V220H242ZM22 222V221H21ZM72 222V221H71ZM76 222V221H75ZM141 222H142V220H141ZM148 222V221H147ZM60 223V222H59ZM143 223V222H142ZM150 223V222H149ZM236 223H239V220H238V222H236ZM184 224V223H183ZM190 225V224H189ZM62 226V225H61ZM69 226V225H68ZM145 226V225H144ZM176 226V225H175ZM175 226H173V227H175ZM183 226H185V225H183ZM192 226H194V225H192ZM180 227V226H179ZM239 227V228H238ZM79 228V227H78ZM186 228V227H185ZM80 229V228H79ZM86 229V230H87ZM186 229H188V228H186ZM71 230V229H70ZM83 230V229H82ZM137 230V229H136ZM190 230V231H191ZM74 232V231H73ZM87 232V233H88ZM141 232V231H140ZM158 232V231H157ZM156 232V233H157ZM66 233V232H65ZM135 233V232H134ZM141 233H143V232H141ZM137 234V233H136ZM63 235V234H62ZM67 235V234H66ZM133 235V234H132ZM171 235V234H170ZM83 237V236H82ZM133 237V236H132ZM172 237V236H171ZM177 237H179V235L177 236ZM181 237V236H180ZM68 238V237H67ZM250 238V237H249ZM257 238H259L258 240L260 241V242H258L257 241ZM15 239V238H14ZM74 239V238H73ZM84 239V238H83ZM90 239V240H89ZM127 239H129V238H127ZM138 239V238H137ZM192 239H195L194 241H192ZM235 239V240H234ZM82 240V239H81ZM85 240V239H84ZM133 240V239H132ZM148 240V239H147ZM15 241H16V239H15ZM148 241H150V240H148ZM178 241V240H177ZM180 241H178L179 243H180ZM250 241V240H249ZM13 242V241H12ZM71 242V241H70ZM133 242V241H132ZM247 242V241H246ZM142 243V242H141ZM169 243V242H168ZM86 244V243H85ZM84 244V245H85ZM129 244H133V243H129ZM172 244V243H171ZM247 244V243H246ZM12 245V244H11ZM89 245V244H88ZM128 245V244H127ZM172 245H174V244H172ZM248 245V244H247ZM246 245V246H247ZM135 246V245H134ZM138 246H140V245H138ZM175 246V245H174ZM231 247V246H230ZM235 247V246H234ZM167 248V247H166ZM202 248V247H201ZM239 248V247H238ZM91 249V248H90ZM130 249V248H129ZM128 249V250H129ZM234 249V248H233ZM241 249V248H240ZM142 250V249H141ZM144 250V249H143ZM180 250V249H179ZM201 250V249H200ZM235 250H239V249H235ZM123 251V252H122ZM163 251V250H162ZM67 252V251H66ZM129 252V251H128ZM200 252V251H199ZM229 253H232V250H229L228 251ZM263 252V251H262ZM132 253V252H131ZM225 253V252H224ZM98 254V255H99ZM247 254V253H246ZM97 255V256H98ZM237 255V254H236ZM235 255V256H236ZM86 256V255H85ZM85 256H84V258H85ZM174 256H176V255H174ZM233 256V255H232ZM80 257H81V255H80ZM122 257V256H121ZM124 257V256H123ZM178 257V256H177ZM242 257V256H241ZM95 258V257H94ZM229 258V257H228ZM228 258H226V259H228ZM234 258V257H233ZM232 258V259H233ZM88 259H90V258H88ZM230 259V258H229ZM236 259H238V257L236 258ZM79 260V259H78ZM123 260H124V258H123ZM81 261V260H80ZM125 261V260H124ZM126 262V261H125ZM164 262V261H163ZM190 262V263H189ZM123 263V262H122ZM237 263V262H236ZM184 264V263H183ZM192 264H194V262L192 263ZM195 264H199V263H195Z\"/></svg>",
  "mask_w": 264,
  "mask_h": 264
},
{
  "label": "crops",
  "instance_id": "crops-1",
  "mask_svg": "<svg viewBox=\"0 0 264 264\" xmlns=\"http://www.w3.org/2000/svg\"><path fill=\"white\" fill-rule=\"evenodd\" d=\"M177 1L150 0L148 9L144 10L142 15L143 20L149 22L150 28L147 32L148 38L150 36L151 38L146 41L150 46L142 59L136 60L135 67L129 59V64L120 65L122 68L124 66V70L128 66L129 69L127 68L126 71L129 72L127 73V81L125 80L124 86L116 95L121 99V103L116 106V109L119 110L118 112L124 111L127 114L124 120L118 123L114 122L112 129L117 125L124 126L126 124L124 128L115 129V131L133 132L134 134H130L135 135V138L138 137L136 139L139 140L140 146H144L142 150L148 162L180 160L182 159L180 157L181 148L184 149L189 145L195 148L200 147L204 145V142L210 145L208 143L209 135L192 131L191 123H188L186 127H181L182 123L177 121L173 131L164 129L165 131L161 132L159 130L161 124L158 125L159 128L157 129V123L153 118V114L156 113L154 110L156 101L162 102L163 106L172 105L167 102L170 94L174 96L178 94L177 98L184 100L180 95L183 93L191 99L195 107L198 108L197 110H202L201 105L205 93H212L208 89L203 90L201 86L202 81L207 78L206 73H204L207 69L233 76L243 84L264 90V42L254 51L231 50L226 54H222L226 44L229 42L234 44L239 40L240 30L242 34L249 33L250 29L258 23L264 24V6L262 5L264 0H203L204 3L200 2L197 9L191 7L188 0H181L183 3L180 7L181 10L176 12L175 3ZM139 13L142 12H138L137 16ZM137 22L138 26L131 45L132 50L138 48V41L143 33L138 18ZM224 39L227 41L224 42ZM192 68L196 69V72L192 73ZM197 68H200V71ZM204 91V96H201ZM217 106L223 108L220 104ZM111 113L112 111H109V114ZM114 114L112 113V115ZM182 132L190 143L180 138L179 134ZM111 137L117 138L114 135H111ZM153 167L143 169L144 174H150L154 171ZM197 171V176L206 177L205 171H202L201 168ZM147 175L146 177L149 176ZM195 187L202 194V186ZM200 201L198 221L202 223V218H200L202 200ZM186 228L184 231H189L188 233L193 231L191 229L195 230V227ZM235 233L234 235L238 238L240 234ZM200 235L199 242L196 244V250L198 251L195 252V258L191 259V264L193 262L194 264H202V250H204V247L202 246V233ZM251 235L252 233L245 243L239 238L241 249L238 248L239 246L234 247L232 245L223 247L225 264H240L246 260L249 254ZM194 240L192 239V241ZM229 250H232V253H229ZM237 257L238 259H236ZM254 262L255 260L253 264Z\"/></svg>",
  "mask_w": 264,
  "mask_h": 264
}]
</instances>
